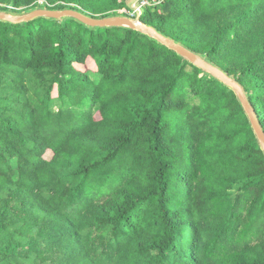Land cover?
<instances>
[{"label": "trees", "instance_id": "obj_1", "mask_svg": "<svg viewBox=\"0 0 264 264\" xmlns=\"http://www.w3.org/2000/svg\"><path fill=\"white\" fill-rule=\"evenodd\" d=\"M141 20L234 76L264 129V0H163ZM0 264H264V154L234 92L134 30L0 21Z\"/></svg>", "mask_w": 264, "mask_h": 264}, {"label": "water", "instance_id": "obj_2", "mask_svg": "<svg viewBox=\"0 0 264 264\" xmlns=\"http://www.w3.org/2000/svg\"><path fill=\"white\" fill-rule=\"evenodd\" d=\"M141 1L142 0H133V3L130 4V9L137 11L136 17L126 14H118L105 18H99L91 16L81 10L71 8H36L26 12H14L12 9L0 10V21L12 24H23L34 21L38 18H45L49 20L71 19L90 28H124L137 31L140 34L149 37L157 43L174 51L180 57H182L183 61L201 69L203 72L215 78L234 92L238 102L242 106L249 120L259 147L264 154V129L244 87L234 78V76L228 74L222 68L218 67L206 56L190 50L185 45L165 36L156 28L143 23L141 17L144 12V8L139 6Z\"/></svg>", "mask_w": 264, "mask_h": 264}, {"label": "rangeland", "instance_id": "obj_3", "mask_svg": "<svg viewBox=\"0 0 264 264\" xmlns=\"http://www.w3.org/2000/svg\"><path fill=\"white\" fill-rule=\"evenodd\" d=\"M155 1H157V0H142L140 3H139V6L141 7V8H145V7H147V6H151ZM133 3V0H132V2H130V4H132ZM118 14H127V15H130V16H132V17H136L137 16V11H135V10H127V9H122V10H119L118 11ZM89 104L88 103H86L84 106H82V107H79V108H75L76 109V111H77V113H80V112H82V111H84L86 108H87V106H88ZM62 106H67V104H65V103H63V102H57L54 106H53V109L55 110V111H58Z\"/></svg>", "mask_w": 264, "mask_h": 264}, {"label": "built area", "instance_id": "obj_4", "mask_svg": "<svg viewBox=\"0 0 264 264\" xmlns=\"http://www.w3.org/2000/svg\"><path fill=\"white\" fill-rule=\"evenodd\" d=\"M161 1H163V0H157V1H155L154 3H156V2H161ZM127 15V14H126ZM130 16V15H129Z\"/></svg>", "mask_w": 264, "mask_h": 264}]
</instances>
